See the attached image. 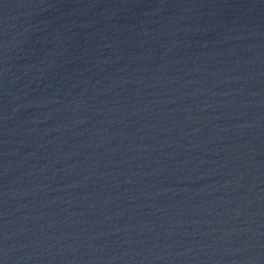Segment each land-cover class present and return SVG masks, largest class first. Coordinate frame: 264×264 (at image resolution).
I'll use <instances>...</instances> for the list:
<instances>
[{
  "label": "water",
  "instance_id": "obj_1",
  "mask_svg": "<svg viewBox=\"0 0 264 264\" xmlns=\"http://www.w3.org/2000/svg\"><path fill=\"white\" fill-rule=\"evenodd\" d=\"M0 264H264V0H0Z\"/></svg>",
  "mask_w": 264,
  "mask_h": 264
}]
</instances>
